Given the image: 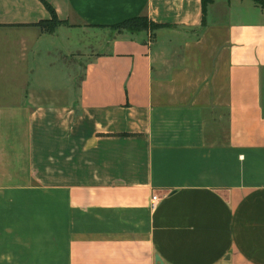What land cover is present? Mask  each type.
Here are the masks:
<instances>
[{"label":"crops","instance_id":"crops-1","mask_svg":"<svg viewBox=\"0 0 264 264\" xmlns=\"http://www.w3.org/2000/svg\"><path fill=\"white\" fill-rule=\"evenodd\" d=\"M46 1L0 0V264H264V8Z\"/></svg>","mask_w":264,"mask_h":264},{"label":"rangeland","instance_id":"rangeland-1","mask_svg":"<svg viewBox=\"0 0 264 264\" xmlns=\"http://www.w3.org/2000/svg\"><path fill=\"white\" fill-rule=\"evenodd\" d=\"M65 24H62L60 26H64ZM58 26L57 29L60 27ZM69 26V25H66ZM158 29H148V30H144L141 31L142 33H146V38L148 41L152 42L155 40L154 37V31H156ZM117 30L115 29H110V28H105V27H88L87 29H85V36H87V44H88V56H92L95 55L96 52L101 51L104 46H106L107 42L110 40V38L113 36V34L116 32ZM82 35V34H81ZM82 35V36H83ZM196 35V32H192V31H187L184 29L181 30H177L175 32H173L172 34H170V43H172L173 45H175L174 47H169L168 52L170 53V56H168V59H164L163 55L161 54V51H159V56L158 59L161 60V63L164 59L165 62H167V60L169 61L168 63H166V66L169 65L170 63H178L180 62L181 59V42L183 40H185L186 38H188L189 36H194ZM103 41V48L100 46L102 45L101 42ZM163 51V50H162ZM82 59V58H81ZM83 64V63H82ZM84 66V64H83ZM169 67V66H167ZM10 77H8L9 79ZM11 79V78H10ZM10 79L8 81H10ZM12 82V81H11Z\"/></svg>","mask_w":264,"mask_h":264},{"label":"trees","instance_id":"trees-1","mask_svg":"<svg viewBox=\"0 0 264 264\" xmlns=\"http://www.w3.org/2000/svg\"><path fill=\"white\" fill-rule=\"evenodd\" d=\"M47 10L50 13V18L42 20L38 23L41 29L48 33H53L56 31L57 27L65 24L69 25V22L66 20L59 19L54 7L48 3L46 0H41ZM212 0H202L203 3V26L206 25V13L207 7ZM256 4L264 8V0H253ZM167 24H159L151 21L147 16H137L130 19H127L121 23L112 25L111 28L117 30L118 32L128 31L131 33H138L148 29H159L162 27H167Z\"/></svg>","mask_w":264,"mask_h":264},{"label":"built area","instance_id":"built-area-1","mask_svg":"<svg viewBox=\"0 0 264 264\" xmlns=\"http://www.w3.org/2000/svg\"><path fill=\"white\" fill-rule=\"evenodd\" d=\"M157 199H158V196H157V195H154V196H153V206L155 205L154 202H155Z\"/></svg>","mask_w":264,"mask_h":264},{"label":"water","instance_id":"water-1","mask_svg":"<svg viewBox=\"0 0 264 264\" xmlns=\"http://www.w3.org/2000/svg\"><path fill=\"white\" fill-rule=\"evenodd\" d=\"M157 259H159L160 260V258L157 256Z\"/></svg>","mask_w":264,"mask_h":264}]
</instances>
